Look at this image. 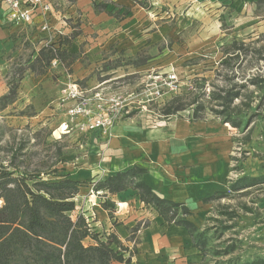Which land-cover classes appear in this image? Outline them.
<instances>
[{
  "label": "rangeland",
  "instance_id": "1",
  "mask_svg": "<svg viewBox=\"0 0 264 264\" xmlns=\"http://www.w3.org/2000/svg\"><path fill=\"white\" fill-rule=\"evenodd\" d=\"M76 1L55 0L54 20L58 27L62 22L66 26L62 35L51 37L55 46L70 39L67 46H61L76 56L70 67L52 62L43 74L33 73L27 66L48 35L29 28L0 32V168L15 169L17 177L40 174L45 181L79 182L75 209L69 214L75 220L92 213L94 206L90 202L87 212L86 194L79 193L97 180L100 171L96 168L97 135V139L108 138L113 131L114 143L100 157L107 158L104 166L110 169L112 159L126 161V156L137 152L145 155L147 151H138L141 143L173 142L178 135L186 152L200 161L209 158L210 164L227 163L224 195L217 196L204 211L191 205L192 221L206 238L204 260L193 249L188 234L183 250L193 249L200 264L264 259V185L229 191L230 184L242 177L264 175V118L255 121L245 142V132L210 114L186 137L184 126L195 124L187 120V112L169 119L160 112L195 78H205L209 88L222 58V46L233 41L264 44V7H257L255 0H89L93 12L89 17L74 8L70 12ZM104 42L109 43L102 48ZM69 82L89 90V98L97 93L102 100H117L113 124L106 134L85 132L87 120L71 124L69 106L61 102ZM13 88L16 94L9 102L6 96ZM100 103L92 100L90 112L97 113ZM132 157L139 159L138 155ZM99 176L102 181L111 175ZM152 225L156 226L152 218L138 225L137 244L143 242L141 231ZM159 234L166 232L162 229ZM83 244L93 243L86 239ZM131 249L139 256L134 264L165 262L166 256L150 257L147 248Z\"/></svg>",
  "mask_w": 264,
  "mask_h": 264
},
{
  "label": "trees",
  "instance_id": "2",
  "mask_svg": "<svg viewBox=\"0 0 264 264\" xmlns=\"http://www.w3.org/2000/svg\"><path fill=\"white\" fill-rule=\"evenodd\" d=\"M140 3L139 0H131ZM264 7V0H255ZM233 41L221 48L222 58L216 64L214 77L195 78L188 87L168 101L160 110L164 119L187 112L190 122L201 121L207 114L219 119L235 130L249 132L256 120L264 118V44ZM52 42L42 46L27 66L31 72L43 74L52 62L67 67L76 61L75 54ZM13 88L6 96L9 102L15 97ZM16 170L0 168V264H130L132 252L114 236L101 240L93 231L89 218L69 216L75 209L74 197L80 183L70 179L45 181L37 175L21 174ZM145 171L132 167L108 176L94 185L99 191L115 195L131 189L145 207H151L167 225L183 227L192 247L205 257L206 238L190 220L192 213L183 204L158 197L142 179ZM264 185V175L242 177L229 186L231 192H241ZM223 192L204 200L211 203ZM85 239L93 242L85 246ZM128 254V256H125ZM228 264H237L229 260ZM241 264H264L258 258Z\"/></svg>",
  "mask_w": 264,
  "mask_h": 264
},
{
  "label": "crops",
  "instance_id": "3",
  "mask_svg": "<svg viewBox=\"0 0 264 264\" xmlns=\"http://www.w3.org/2000/svg\"><path fill=\"white\" fill-rule=\"evenodd\" d=\"M90 3L89 0H78L73 5L71 4L70 12L74 8L80 11L83 16L91 17L93 12L88 7ZM21 29L28 28L0 32H9L11 34ZM108 43L104 42L102 48H105ZM201 121L191 122L195 123L192 126L184 124L183 130L186 133L184 135L186 137L193 135L196 129L194 127H198L197 123ZM97 137L98 135L95 138V143L98 146L96 152L99 164L96 165V168L100 171H98L97 180L91 181L89 188H85L79 193L80 195L86 194L84 204L87 212L91 209L90 202L94 204L92 213L86 214L87 218L91 214L93 216L89 218L93 231L98 234L101 240H104L109 235H114L124 247L128 248L129 252L132 250V247L138 249L137 251H146L145 249L147 248L148 251H151L150 257L156 255L166 256L165 262H154L152 264H200V257L192 254L194 248H190L189 251L182 248V245H187L189 242L186 237L187 231L183 227L164 223L151 207H145L140 202L135 191L127 189L115 195L99 191L96 196L93 188L99 182V175L112 176L116 173L129 170L132 167L141 168L145 171L142 177L144 183L158 197L186 206L192 213L190 217L192 221L194 210H192L191 205L196 206V210L197 208H201L199 211L202 209L203 211L207 210V205L210 203H205L204 200L226 189L227 163L210 164L209 158L205 159V161H200L198 156L186 152V146L179 139L180 136L177 135L174 136L173 142L160 140L152 144L141 143L139 145L140 150L138 151H147L145 155L137 152L126 156V161L122 157L120 160L112 159V168L110 169L104 166L107 158L100 157L102 155L105 156V151L112 145L113 138H115L113 131L108 138L100 137L97 139ZM106 139L107 142H105ZM181 150H184L183 154H181ZM133 155H138L139 159L135 160L132 157ZM140 155L143 156L141 157ZM128 164L130 166H127ZM149 218L155 221L156 226L152 225L143 229L141 231L143 242L137 244L134 237L136 236L135 231L141 222L147 221ZM115 220L118 221L115 223ZM162 229L165 230V235L159 234V231ZM134 258H139V256L132 253L130 264H134ZM182 260H185V262Z\"/></svg>",
  "mask_w": 264,
  "mask_h": 264
},
{
  "label": "built area",
  "instance_id": "4",
  "mask_svg": "<svg viewBox=\"0 0 264 264\" xmlns=\"http://www.w3.org/2000/svg\"><path fill=\"white\" fill-rule=\"evenodd\" d=\"M54 5L55 0H0V31L29 28L38 33H46L48 39L44 46H48L52 43L53 36L62 35L61 29L66 26L65 22H62L63 25L57 26L54 20L56 16ZM88 91L80 88L75 82H69L62 91L61 102L69 106L68 118H70L71 124H74L73 121L85 122L84 120H87L83 123L85 132L98 131L106 134L113 124L114 113L118 106L117 100L105 101V98L102 100L101 94L97 93L89 98L86 96ZM92 100L101 102L97 113L90 112L89 103ZM67 127L65 124V128ZM98 193L95 194L98 195ZM84 217L86 216L84 215Z\"/></svg>",
  "mask_w": 264,
  "mask_h": 264
}]
</instances>
